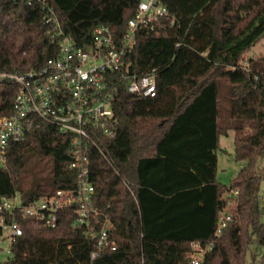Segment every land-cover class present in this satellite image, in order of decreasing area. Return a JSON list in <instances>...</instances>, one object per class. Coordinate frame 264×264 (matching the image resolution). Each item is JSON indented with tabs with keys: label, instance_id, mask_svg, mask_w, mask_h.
Returning <instances> with one entry per match:
<instances>
[{
	"label": "trees",
	"instance_id": "16d2710c",
	"mask_svg": "<svg viewBox=\"0 0 264 264\" xmlns=\"http://www.w3.org/2000/svg\"><path fill=\"white\" fill-rule=\"evenodd\" d=\"M48 1L64 31L83 47L100 24L120 39L138 5V0ZM164 2L176 21L166 20L158 34L139 31L128 69L137 76L155 69L156 96L130 93L127 81L117 78V134L102 136L100 149L89 151L100 224L109 217L117 249L92 259L94 240L71 225L75 210L68 208L55 228L20 218L23 233L8 264H193L194 241L213 243L203 264H264L257 168L264 160V57L245 58L264 36V0ZM57 53L40 6L0 0V71L39 67ZM16 92V84L0 82V117L13 114ZM222 103L228 119L221 118ZM230 129L235 159L245 163L225 185L216 179L217 150ZM71 145L69 134L35 119L11 144L7 167L0 165V198L16 190L30 199L75 188ZM36 159L51 160L50 187L37 179L24 191L27 161ZM233 187L240 193L230 207L232 220L215 236Z\"/></svg>",
	"mask_w": 264,
	"mask_h": 264
},
{
	"label": "built area",
	"instance_id": "2783aa9c",
	"mask_svg": "<svg viewBox=\"0 0 264 264\" xmlns=\"http://www.w3.org/2000/svg\"><path fill=\"white\" fill-rule=\"evenodd\" d=\"M37 5L44 11V23L58 53L49 57L39 67L25 71H0V82L17 85L13 114L0 117V165L7 167L11 144L24 136L33 127L35 119L54 124L63 134L72 137L69 167L77 172V185L72 189H57L52 194L27 199L20 190L0 198V244L8 246L0 250V264H8L13 257L12 246L23 233L20 218H29L33 224L55 228L60 213L74 208L71 225L82 228L87 237L94 240L91 258L104 249H117L111 237L113 228L109 217H104L95 204V185L90 168V149H100L102 136L117 134L118 118L113 109L117 78L127 81V89L141 97L157 94L156 70L137 76L128 69L130 54L139 31L159 33L158 26L170 19L176 21L164 0H138L134 15L128 20L125 33L116 39L111 28L100 24L94 28L93 38L86 46H77L62 27L54 6L48 0H13ZM225 69H237L226 66ZM119 77H121L119 79ZM227 210L222 212L215 236L232 220L230 207H235L239 187L229 190ZM207 247L194 241L191 246L193 264H203ZM2 254L4 255L2 257Z\"/></svg>",
	"mask_w": 264,
	"mask_h": 264
},
{
	"label": "rangeland",
	"instance_id": "374dc122",
	"mask_svg": "<svg viewBox=\"0 0 264 264\" xmlns=\"http://www.w3.org/2000/svg\"><path fill=\"white\" fill-rule=\"evenodd\" d=\"M245 58H253L255 60L264 57V36L260 38L245 54ZM226 104H221V118H230V113L226 108ZM251 130V129H247ZM235 133L230 129L227 134H222L220 137V146L217 150L218 164L216 179L221 184L229 185L232 179L236 176L239 169L244 165L245 160L237 161L235 159ZM260 159V158H259ZM258 159V160H259ZM258 172L262 176L260 183L261 195V216L260 220L264 223V160L258 161ZM52 164L50 159L28 160L23 178V190L27 191L32 183L39 179L46 187H50ZM8 246L6 240L0 244V250ZM4 255L2 254V257Z\"/></svg>",
	"mask_w": 264,
	"mask_h": 264
}]
</instances>
